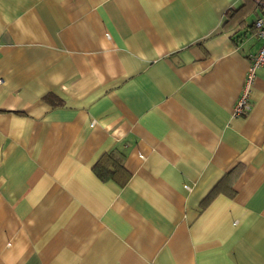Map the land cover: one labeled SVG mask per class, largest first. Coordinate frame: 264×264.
<instances>
[{
    "label": "crops",
    "instance_id": "obj_1",
    "mask_svg": "<svg viewBox=\"0 0 264 264\" xmlns=\"http://www.w3.org/2000/svg\"><path fill=\"white\" fill-rule=\"evenodd\" d=\"M262 14L0 0V264H264V66L234 113Z\"/></svg>",
    "mask_w": 264,
    "mask_h": 264
},
{
    "label": "built area",
    "instance_id": "obj_2",
    "mask_svg": "<svg viewBox=\"0 0 264 264\" xmlns=\"http://www.w3.org/2000/svg\"><path fill=\"white\" fill-rule=\"evenodd\" d=\"M253 27L261 44L257 53L251 58L248 66L239 96L234 105L235 114H244L250 109L249 96L255 76V70L260 66H264V14L255 19Z\"/></svg>",
    "mask_w": 264,
    "mask_h": 264
},
{
    "label": "trees",
    "instance_id": "obj_3",
    "mask_svg": "<svg viewBox=\"0 0 264 264\" xmlns=\"http://www.w3.org/2000/svg\"><path fill=\"white\" fill-rule=\"evenodd\" d=\"M124 153L114 149L105 155L94 165L93 171L101 180L113 179L116 173L123 171ZM123 182H120L122 184Z\"/></svg>",
    "mask_w": 264,
    "mask_h": 264
}]
</instances>
